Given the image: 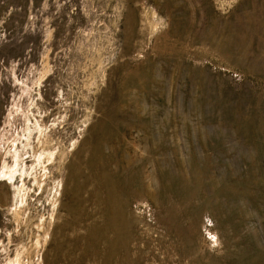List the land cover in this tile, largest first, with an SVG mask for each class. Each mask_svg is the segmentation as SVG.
I'll return each instance as SVG.
<instances>
[{
	"label": "rangeland",
	"instance_id": "rangeland-1",
	"mask_svg": "<svg viewBox=\"0 0 264 264\" xmlns=\"http://www.w3.org/2000/svg\"><path fill=\"white\" fill-rule=\"evenodd\" d=\"M0 264H264V0H0Z\"/></svg>",
	"mask_w": 264,
	"mask_h": 264
}]
</instances>
